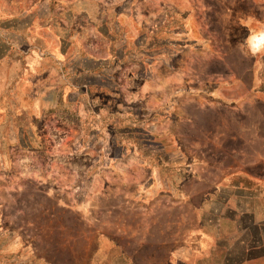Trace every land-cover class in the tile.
<instances>
[{
    "label": "rangeland",
    "instance_id": "1",
    "mask_svg": "<svg viewBox=\"0 0 264 264\" xmlns=\"http://www.w3.org/2000/svg\"><path fill=\"white\" fill-rule=\"evenodd\" d=\"M261 28L264 0H0V264H264Z\"/></svg>",
    "mask_w": 264,
    "mask_h": 264
},
{
    "label": "bare ground",
    "instance_id": "2",
    "mask_svg": "<svg viewBox=\"0 0 264 264\" xmlns=\"http://www.w3.org/2000/svg\"><path fill=\"white\" fill-rule=\"evenodd\" d=\"M258 33H260V34H263L264 33V28H261L259 31H258ZM257 35V34H256ZM253 46V45H252ZM254 47H255V44H254Z\"/></svg>",
    "mask_w": 264,
    "mask_h": 264
},
{
    "label": "trees",
    "instance_id": "3",
    "mask_svg": "<svg viewBox=\"0 0 264 264\" xmlns=\"http://www.w3.org/2000/svg\"><path fill=\"white\" fill-rule=\"evenodd\" d=\"M254 248H255V247H251V245H250V250H252V249H254ZM256 248H258V247H256ZM256 248H255V249H256Z\"/></svg>",
    "mask_w": 264,
    "mask_h": 264
}]
</instances>
